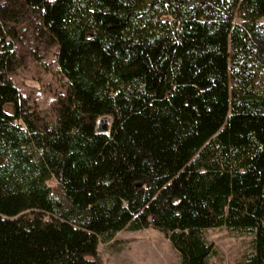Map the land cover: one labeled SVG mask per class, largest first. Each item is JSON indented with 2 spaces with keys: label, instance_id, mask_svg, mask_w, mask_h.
I'll return each mask as SVG.
<instances>
[{
  "label": "trees",
  "instance_id": "obj_1",
  "mask_svg": "<svg viewBox=\"0 0 264 264\" xmlns=\"http://www.w3.org/2000/svg\"><path fill=\"white\" fill-rule=\"evenodd\" d=\"M26 17L67 79L52 120L10 77ZM221 226L264 264V0H0V264H103L126 228L215 264Z\"/></svg>",
  "mask_w": 264,
  "mask_h": 264
},
{
  "label": "rangeland",
  "instance_id": "obj_2",
  "mask_svg": "<svg viewBox=\"0 0 264 264\" xmlns=\"http://www.w3.org/2000/svg\"><path fill=\"white\" fill-rule=\"evenodd\" d=\"M30 19L26 17L18 24L16 63L10 77L21 95L42 115L52 120L56 116L58 99L66 94L67 79L59 69L57 46L40 36L35 25L37 19ZM11 108L7 106L9 111ZM50 183L54 184L55 179ZM206 237L218 247V255L213 258L215 264H242L241 258L252 236L241 235L221 226L208 228ZM99 253L103 264H182L177 249L155 228L120 230L114 243H100Z\"/></svg>",
  "mask_w": 264,
  "mask_h": 264
},
{
  "label": "water",
  "instance_id": "obj_3",
  "mask_svg": "<svg viewBox=\"0 0 264 264\" xmlns=\"http://www.w3.org/2000/svg\"><path fill=\"white\" fill-rule=\"evenodd\" d=\"M110 123H111V118L109 116H103L99 118L97 121V131L102 133H107L109 128L106 126L110 125Z\"/></svg>",
  "mask_w": 264,
  "mask_h": 264
}]
</instances>
